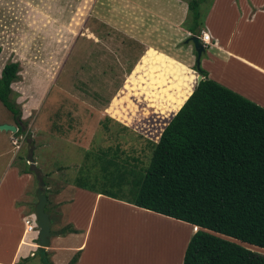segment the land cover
<instances>
[{
    "label": "rangeland",
    "instance_id": "rangeland-1",
    "mask_svg": "<svg viewBox=\"0 0 264 264\" xmlns=\"http://www.w3.org/2000/svg\"><path fill=\"white\" fill-rule=\"evenodd\" d=\"M209 1L198 5L199 23ZM121 4L119 0H0V69L6 63H17V77L9 85V97L19 108L24 131L29 133L13 135L14 139L22 141L18 153L21 161L17 156L14 164L27 168L24 159L28 148L33 147L32 159L45 181V207L53 231L58 222L52 213L54 209L57 212L54 192L65 184L93 192H111L123 200L129 198V181L143 174L142 169L150 157L149 143L157 139V132L172 115L163 117L180 106L194 88L196 76L201 75L202 66L196 61L189 35L184 33L176 41H171L169 36L163 37L162 42L153 40L152 46L161 51L151 53V48L134 38L127 39L123 31L111 26L131 21ZM190 18L187 11L180 27L186 29ZM205 49L200 52L201 60L206 57ZM188 56L192 57L190 66L184 62ZM148 59H155L153 66ZM212 63L210 67L223 69L226 79L235 86L250 88L247 84L249 74L244 70ZM255 83L254 86L260 87ZM128 111L132 112L130 121L121 118ZM134 116L141 120L154 117L150 119L152 128L141 124L143 122H133ZM14 120L12 113L0 102V121L14 123ZM0 134L8 135L6 131ZM6 143L12 151L7 140ZM7 159L0 155L1 174ZM29 174L30 185L24 191L30 200L28 213L33 212L36 202V179L31 170ZM120 175L121 182L118 181ZM65 191L70 192L67 188ZM66 204L68 201L60 204L65 212ZM78 204L76 201L74 208ZM109 208L101 222L103 229L98 230L99 237L92 245L101 250L102 253H97L101 260L105 252L116 250L122 254L110 253L102 264H129V260L138 261L136 264H159L161 261L182 264L186 240L199 229L192 224L164 219L171 226L165 229L174 230L175 235L171 242L174 251L165 260L157 254L158 249L169 248L166 238L170 236L156 229L163 218L144 219L141 215L133 220L123 210ZM36 235L37 230L26 234L25 238L34 245L25 257L26 253L12 264H41ZM13 236L11 232L3 235L0 231V264H7L11 258ZM14 238L17 239L16 234ZM53 239L51 234L49 240ZM242 245L264 255L260 248ZM43 249L49 257V246Z\"/></svg>",
    "mask_w": 264,
    "mask_h": 264
},
{
    "label": "trees",
    "instance_id": "trees-1",
    "mask_svg": "<svg viewBox=\"0 0 264 264\" xmlns=\"http://www.w3.org/2000/svg\"><path fill=\"white\" fill-rule=\"evenodd\" d=\"M203 1L186 2L191 31L199 25ZM16 72V62L0 69V102L15 117L13 135H29L9 97ZM201 75L180 106L163 117L172 115L157 139L146 138L154 141L147 166L129 181L124 201L199 228L186 242L182 264H264V255L240 244L264 250V108L206 77L202 69ZM129 116L131 111L121 118L130 121ZM152 118L134 116L132 121L152 128ZM98 193L123 200L111 192ZM44 211L48 214L45 205ZM65 232L76 230H59ZM37 253L41 264H52L43 248L37 247Z\"/></svg>",
    "mask_w": 264,
    "mask_h": 264
},
{
    "label": "crops",
    "instance_id": "crops-1",
    "mask_svg": "<svg viewBox=\"0 0 264 264\" xmlns=\"http://www.w3.org/2000/svg\"><path fill=\"white\" fill-rule=\"evenodd\" d=\"M119 1L122 2L120 6L122 8L124 7L125 12L127 11V15H129L131 21H128L122 26L110 25L121 32L123 31L127 39L131 40V38H134L143 43L144 46L151 48H148L152 51L151 53L161 51L152 46L155 44L152 42L153 40L158 41L156 39H159L162 42L163 37L167 38L169 36L171 37V41H176L184 33L189 36L192 35L191 29L188 27L186 29L180 27L187 12V3L185 0ZM196 29L207 33L209 37V43L203 51L206 57L203 60L200 57L198 58L199 67L200 65L202 66L200 68L206 72V77L213 78L212 80L228 87L232 91L264 108V0H210L202 20L194 28L193 32ZM145 31L150 37L147 36ZM141 36H146L147 38H142ZM106 38L107 35H105ZM213 52L215 53L213 54ZM148 61L153 66L152 63L155 62V59H148ZM191 61L192 57L188 56L184 62L190 66ZM213 61L222 66L225 65V67L230 66L231 68L244 70L249 74L247 84L250 85V88L235 86L229 79H226L225 74L222 73L223 69L217 70L210 67ZM251 80L257 82L260 87L254 86L256 83ZM0 123L15 125L13 122L6 121H0ZM6 133H8L7 136L0 134V140L2 141V144H0L2 148L0 155L8 158L3 167V176L0 173V199L4 204V206L0 207V231H2L3 235H8L10 232L14 236L15 234L17 235V239L13 236L12 254L9 262H7V264H12L24 253H26L24 255L25 257L34 244L29 241V238H25L26 234L23 233L22 221L20 219V216L25 212L28 213L30 205L29 198L24 194L26 188H29L28 185H30V174L23 172L26 165L19 167V164H14V158L18 156L21 150L22 141L20 140L21 138L16 140L19 149L15 150L12 139L15 140L16 138L14 139L13 133L9 131H6ZM6 140L12 147V151L11 148H8ZM17 158L20 160L19 156ZM24 160L26 162V159ZM27 168L29 169V167ZM66 188L70 191L69 193L65 191ZM20 190L22 193L18 195V191ZM24 196L27 198H24ZM54 198L57 212H54V209L52 213L56 216L58 222L55 231L51 230L50 227L52 235H54V239L52 242L49 240L48 244V252L52 264H67L70 258L76 253L77 257L73 264H95V262L102 264L106 262L110 253L122 254V252L116 250H113V252H105L101 254V260L100 256L97 255L98 252L102 253L100 252L101 250L92 245L95 239L99 237L98 230L103 229L101 222H103V218L109 207L112 210H123L124 213L130 214L133 220L140 218L141 215H143L144 219H149L151 216L163 218L160 219L161 221L156 226V229L160 228L159 233H165L170 236V238H166L169 248L168 250H162L160 248L157 254L165 260L166 257L170 258V254L174 251L171 242L175 237L174 230L165 229L171 228V226H168L166 220L181 222V224L186 223L134 206L124 200L112 198L105 194L73 185L71 186L70 184H65L63 188L60 187L57 192L55 191ZM85 199L86 201H84ZM61 201H68V204H66V212L60 205ZM76 201H79V204L74 208ZM117 206L121 208H117ZM82 207L85 208L82 209ZM133 223L136 224L135 222ZM186 224L189 225V223ZM18 227H21L20 231L17 230ZM63 227L75 229L76 232L60 234L59 230ZM138 228L143 229L139 226ZM188 230L192 233L191 229ZM234 241L238 242L236 240ZM137 262L129 260V264H136ZM164 262L161 261L159 264H164Z\"/></svg>",
    "mask_w": 264,
    "mask_h": 264
},
{
    "label": "water",
    "instance_id": "water-1",
    "mask_svg": "<svg viewBox=\"0 0 264 264\" xmlns=\"http://www.w3.org/2000/svg\"><path fill=\"white\" fill-rule=\"evenodd\" d=\"M196 33H198L197 29L195 30L194 34L189 36V40L196 51V61H198L200 52L201 50H203V46L200 43L199 38L196 36ZM201 78V75L196 76L195 85L199 82ZM0 130L14 133L16 131V127L10 123H0ZM32 148V146L28 148L26 161L28 163L29 169L34 173L36 179V189L34 191L36 202L33 206V214L35 216V222L37 227L36 245L40 248H46L49 244V236L52 234V232L50 231V221L48 214L44 211V205L46 203V187L42 178V174L39 168L35 166L34 160L32 159Z\"/></svg>",
    "mask_w": 264,
    "mask_h": 264
},
{
    "label": "built area",
    "instance_id": "built-area-1",
    "mask_svg": "<svg viewBox=\"0 0 264 264\" xmlns=\"http://www.w3.org/2000/svg\"><path fill=\"white\" fill-rule=\"evenodd\" d=\"M197 37L199 38V41L203 47L208 45L209 37H208L207 33L200 31V33ZM13 143H14V145H16L15 141H13ZM22 224H23V233L29 234V233L33 232L36 228L34 214L29 213V214L23 216L22 217Z\"/></svg>",
    "mask_w": 264,
    "mask_h": 264
},
{
    "label": "clouds",
    "instance_id": "clouds-1",
    "mask_svg": "<svg viewBox=\"0 0 264 264\" xmlns=\"http://www.w3.org/2000/svg\"><path fill=\"white\" fill-rule=\"evenodd\" d=\"M199 33H200V31H198V33H196V36H198ZM206 46H207V45H206ZM206 46H204V47H206ZM204 47H203V48H204ZM14 126H15V125H14ZM15 127H16V126H15ZM16 129H17V128H16ZM16 140H17V139H15V140H13V141H15V143H16ZM18 140H19V139H18ZM12 144H13L15 150H18V149H19L17 143H16V145H14V143L12 142ZM16 146H17V148H16ZM30 213L33 214V212H30ZM27 214H29V213H26L25 215H27ZM25 215H24V216H25ZM21 218H22V217H21ZM35 223H36V222H35ZM22 226H23V225H22ZM35 230H37V227L35 228ZM31 233H32V232H31ZM31 233H29V234H31ZM36 237H37V235H36ZM36 237H35V238H36ZM31 240H34V238L31 237ZM29 241H30V239H29Z\"/></svg>",
    "mask_w": 264,
    "mask_h": 264
},
{
    "label": "bare ground",
    "instance_id": "bare-ground-1",
    "mask_svg": "<svg viewBox=\"0 0 264 264\" xmlns=\"http://www.w3.org/2000/svg\"><path fill=\"white\" fill-rule=\"evenodd\" d=\"M201 229V228H200ZM249 246H251V245H249ZM253 247H255V246H253Z\"/></svg>",
    "mask_w": 264,
    "mask_h": 264
}]
</instances>
